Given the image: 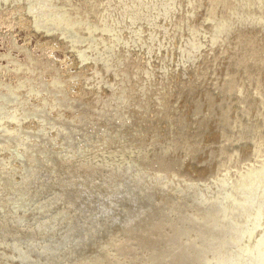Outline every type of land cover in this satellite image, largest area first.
I'll use <instances>...</instances> for the list:
<instances>
[{
  "label": "water",
  "instance_id": "1",
  "mask_svg": "<svg viewBox=\"0 0 264 264\" xmlns=\"http://www.w3.org/2000/svg\"><path fill=\"white\" fill-rule=\"evenodd\" d=\"M53 2L109 60L76 62L10 14L0 143L26 144L0 146V264H264V0ZM17 46L65 102L44 71H8ZM14 94L42 119L16 123Z\"/></svg>",
  "mask_w": 264,
  "mask_h": 264
},
{
  "label": "rangeland",
  "instance_id": "2",
  "mask_svg": "<svg viewBox=\"0 0 264 264\" xmlns=\"http://www.w3.org/2000/svg\"><path fill=\"white\" fill-rule=\"evenodd\" d=\"M53 1L54 0L52 1L51 0H30V1L29 0H0V16H1L0 18L1 19L0 21V43L2 47H4L5 50H9V48L11 49L13 47L14 42H12L11 36L9 35V32L7 31L6 25L8 23L9 16L10 14H12L14 9L16 7H22L21 9L22 13L25 15H29L31 18H29V21L25 23H21V25H19L20 27H25V29H28L29 27L30 28L29 30L33 32L35 31L36 33L38 32L46 33L47 36L50 37L51 39L53 40L56 39L55 41L58 43V45L63 50H66L67 52L72 51L71 53H73L74 60L76 62L81 61L83 57L86 56L84 50L87 49V50L93 51V55H92L93 58H95L96 56L100 60L101 58L100 56H103L105 62L108 63L109 59L107 60L108 56L106 55L108 54V52L105 50V48L104 50H102L100 49L99 46H96L94 43L89 45L85 40H82L83 37H78L77 32L79 31V29H78V26H75V21L72 20L71 17H67L63 11V8L60 9V7L57 4H55ZM55 35H60V37H55ZM79 45H81V47ZM43 47H44L43 45L40 46V51L42 50ZM15 49H18L19 53H21L20 54L21 60L19 61H13V59L9 60L10 69L8 71L14 73L16 78L22 80L24 83L29 80L32 81L33 78L35 79V75L39 73V70L44 71V73L48 74L49 79L47 80L46 83L41 84L42 86L40 85L41 86L40 90H42L43 92L46 91L45 94L48 95L50 99H53L54 101L56 99V100L65 102L63 98L62 85H61L62 79H60L58 75L55 74V72H53L54 70H52L50 67L44 64L45 62L43 58L39 57V59H35V58L31 59V57L28 54H26L25 48H23L22 46H17ZM104 55L106 58L104 57ZM0 58L5 59V58H2V56H0ZM22 62L23 63L25 62L26 64H28V66L25 65L26 68L25 66L21 67ZM93 64L95 66L96 64L101 65L99 61H95V60ZM44 65L46 66V68ZM47 70L48 72H46ZM102 75H107V69L102 70L101 76ZM92 76H94L92 72H86L84 75H81L79 78L82 83L84 79H87L88 77H92ZM51 84H54V85H51ZM19 85H21V81ZM25 92H27V88L25 89L24 93ZM18 94H21V91H19ZM16 96L17 94L11 95L13 99L12 101H16L15 109L14 108L13 109L16 111L18 122L22 120L23 118H25L26 112H29V110L32 111L30 113L31 115L36 117V119L37 118L39 120L42 119V116H43L42 112L44 111L43 106L41 105L39 106L37 104V105H33V107L25 109L24 106L20 105L21 103L19 102V99H15ZM54 96L58 98H55ZM2 97H5V96L2 95ZM114 98H117L120 106L124 105V102H123L124 98H122L121 94H117L116 96H114ZM9 100L10 99H8V101ZM52 103L54 104V102ZM105 103L106 101L102 100L101 105L99 106V110H98L99 112L102 111V107H105ZM57 104L58 103H55L56 107H57ZM59 104L60 105L58 106H62L61 102H59ZM47 106L48 105H46V107ZM0 112L3 113L2 111ZM102 112L97 113V116L98 117L101 116L102 118L106 117L105 113H102ZM3 114H6V113L4 112ZM111 116L109 115V117H107L105 120L109 121L111 119ZM39 120L38 122H40ZM71 136L72 135L68 133L67 139L69 140ZM6 144L11 145V146L13 144H21L22 146H24L26 142H25V139L23 141L11 140V142H6L5 145ZM0 146L5 147L2 143H0Z\"/></svg>",
  "mask_w": 264,
  "mask_h": 264
},
{
  "label": "bare ground",
  "instance_id": "3",
  "mask_svg": "<svg viewBox=\"0 0 264 264\" xmlns=\"http://www.w3.org/2000/svg\"><path fill=\"white\" fill-rule=\"evenodd\" d=\"M4 10H5V9H4ZM2 18H3V17H2ZM55 40H56V39H55ZM83 42H84V41H83ZM83 42H82V43H83ZM79 46L81 47V45H79ZM71 50H72V49H71ZM71 52H72V51H71ZM25 59H26V58H25ZM42 62H43V61H42ZM44 64H45V63H44ZM25 65L28 66V64H26L25 62H24V63L22 62L21 67H22V66H25ZM25 68H26V66H25ZM39 71H40V70H39ZM53 72H54V71H53ZM53 72H52V73H53ZM51 78H52V77H51ZM33 79H34V78H33ZM33 79H32V80H33ZM48 79H49V78H48ZM52 79H53V78H52ZM51 85H54V84H51ZM41 86H42V85H41ZM55 87H56V86H55ZM56 88H57V87H56ZM58 88H59V87H58ZM56 90H57V89H56ZM45 92H46V91H45ZM55 94H56V93H55ZM57 94H58V93H57ZM51 95H52V94H51ZM53 95H54V94H53ZM58 95H59V94H58ZM54 97H55V96H54ZM55 98H58V97H55ZM65 101H66V100H65ZM121 102H122V101H121ZM122 103H123V102H122ZM0 111H1V109H0ZM15 117H17V116H15ZM8 118H9L8 115L3 114V113L0 112V121H2V119H3V120H7ZM17 122H18V119L16 120V123H17ZM13 133H14V132H13ZM13 133H12V136H13L12 139H10V137H9V139H8V138H5V139L3 140L2 144L5 146L4 148H7V147H8V146H6V145H8V144L5 145L6 142H11V140H13V141H14V140H17V141H23V140H24V138L21 137V135H18V134H15V133L13 134ZM19 134H20V133H19ZM19 139H21V140H19ZM20 143H21V142H20Z\"/></svg>",
  "mask_w": 264,
  "mask_h": 264
}]
</instances>
